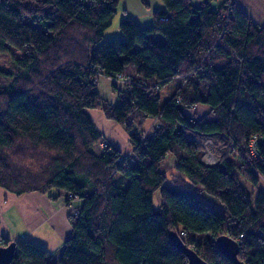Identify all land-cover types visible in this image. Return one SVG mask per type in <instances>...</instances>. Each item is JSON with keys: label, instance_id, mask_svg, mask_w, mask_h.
Listing matches in <instances>:
<instances>
[{"label": "trees", "instance_id": "1", "mask_svg": "<svg viewBox=\"0 0 264 264\" xmlns=\"http://www.w3.org/2000/svg\"><path fill=\"white\" fill-rule=\"evenodd\" d=\"M119 1L0 0V52L11 55L0 64V187L16 195L59 188L71 227L56 261L26 238L2 236L0 245L15 243L11 264H185L169 237L176 231L208 264H233L214 245L219 235L237 242L245 264H264V189L253 197L241 181L264 180L248 150L251 136L264 135V25L236 0L215 8L162 0L149 27L125 13L123 37L102 40ZM118 74L112 85L123 86L111 102L96 87L101 75ZM176 77L160 104L159 88ZM88 108L123 126L128 152L95 149L103 133ZM207 140L211 163L202 158ZM167 153L170 173L160 169Z\"/></svg>", "mask_w": 264, "mask_h": 264}, {"label": "crops", "instance_id": "2", "mask_svg": "<svg viewBox=\"0 0 264 264\" xmlns=\"http://www.w3.org/2000/svg\"><path fill=\"white\" fill-rule=\"evenodd\" d=\"M192 1L199 3L197 0ZM236 1L253 21L264 25V0ZM159 3V9L165 10L162 2ZM110 83L111 89L108 91H100L98 87L96 89L109 101L117 102L118 96L114 88L121 87L122 84L115 82V86H113L112 81ZM86 113L103 133L102 141L95 145L97 150L101 151L107 144H112L123 152L130 150L128 134L121 124L118 126L108 121L99 109L88 108ZM151 121L153 122V119H146L141 126L146 128ZM49 195L41 192L16 195L0 187V237L26 238L46 247L48 250V242L51 240H64L71 231L67 220L69 209L65 203L64 192L57 190L56 196Z\"/></svg>", "mask_w": 264, "mask_h": 264}, {"label": "rangeland", "instance_id": "3", "mask_svg": "<svg viewBox=\"0 0 264 264\" xmlns=\"http://www.w3.org/2000/svg\"><path fill=\"white\" fill-rule=\"evenodd\" d=\"M222 0H211V7L215 8L217 7ZM159 2H162V0H120L118 3V6L116 8V12L112 18L111 24L104 29L103 31V38L102 40L105 39H112V38H122L123 33L121 32L119 28V21L120 18L126 13L127 15H130L134 17L138 23L142 27H149L152 24V16L151 12L154 9H159ZM162 5V6H163ZM165 6V5H164ZM125 8V9H124ZM161 9V8H160ZM31 24H34L36 26H39L36 22H33L31 20H28ZM149 37L153 40H159L163 41L164 36L161 33L158 32H150ZM16 55H19V52H17ZM11 61V55L10 52H0V64H8ZM1 78H4L3 80L7 82V77L2 76ZM7 78V79H6ZM181 81V78H173L172 80L164 83L158 90L159 96H160V104H162L164 101H166L169 96L173 93L175 90V87L177 84ZM111 81L109 78L105 76H100L98 80L97 87L100 91H108L111 89ZM199 107H203V105H197ZM206 108V107H205ZM93 109V108H92ZM107 119V118H106ZM111 123H115L118 126H120V123H117L116 121L112 119H107ZM153 122L148 125V127L145 128V130L148 132L149 129L152 127ZM206 148H207V158L209 160L215 159L212 151V144L209 140L206 142ZM96 149V148H95ZM173 163H174V157L171 153H167L165 159L162 161L160 164V169L164 170L166 173H170L173 171ZM116 181L120 184H127V179L123 176L120 175V173L116 174ZM241 181L244 186L252 193V196L254 197L260 190L264 189V180L262 178H259L256 182L241 178ZM191 190L202 200L210 204L214 209H216L219 212H224V205L222 202L218 199L217 196L208 194L201 190L199 188V185L192 184L190 185ZM57 190H60L59 188H51L49 190L50 194H56ZM62 191V190H61ZM72 204H76L75 201L71 202ZM160 203V196L158 191H154L152 195V204L154 207H157ZM33 237V236H32ZM62 241L63 240H58V239H53L51 240L48 245L49 248V258L52 261H56L57 257L59 255V251L62 246Z\"/></svg>", "mask_w": 264, "mask_h": 264}, {"label": "water", "instance_id": "4", "mask_svg": "<svg viewBox=\"0 0 264 264\" xmlns=\"http://www.w3.org/2000/svg\"><path fill=\"white\" fill-rule=\"evenodd\" d=\"M170 240L186 257L185 264H208L200 255L190 246H187L179 237L176 231L169 234ZM216 249L230 259L233 264H245L237 257L238 244L227 235H219L214 239ZM15 252V243L9 242L7 245H0V264H11Z\"/></svg>", "mask_w": 264, "mask_h": 264}, {"label": "built area", "instance_id": "5", "mask_svg": "<svg viewBox=\"0 0 264 264\" xmlns=\"http://www.w3.org/2000/svg\"><path fill=\"white\" fill-rule=\"evenodd\" d=\"M197 1H201V0H197ZM119 75L120 74H118L117 77L109 76V79L110 80H117V79H119ZM101 76H104V75H101ZM123 80H124V82L127 81L126 78H124ZM135 129H136V127L132 128V130H135ZM206 142H205V144H206ZM248 150H249V153L251 154L252 157L262 161L264 164V135L254 134L253 136H251L248 140ZM207 154H208V152H207V148H206L205 153L202 155L203 160L206 162H209V163L213 162V160H209L206 157ZM69 196L71 197V194ZM71 199H72V201H75L76 202L75 205H77L78 199L75 197H72Z\"/></svg>", "mask_w": 264, "mask_h": 264}]
</instances>
